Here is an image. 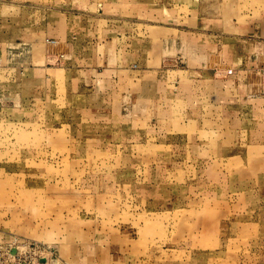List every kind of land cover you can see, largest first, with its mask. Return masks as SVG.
Returning <instances> with one entry per match:
<instances>
[{
  "label": "rangeland",
  "instance_id": "obj_1",
  "mask_svg": "<svg viewBox=\"0 0 264 264\" xmlns=\"http://www.w3.org/2000/svg\"><path fill=\"white\" fill-rule=\"evenodd\" d=\"M11 1L0 264H264V0ZM137 15L147 60L161 36L162 66L185 64L189 31L213 75L240 79L239 101L211 117L200 95L193 111L173 94L143 105L121 71L90 69L88 33L124 38Z\"/></svg>",
  "mask_w": 264,
  "mask_h": 264
},
{
  "label": "crops",
  "instance_id": "obj_2",
  "mask_svg": "<svg viewBox=\"0 0 264 264\" xmlns=\"http://www.w3.org/2000/svg\"><path fill=\"white\" fill-rule=\"evenodd\" d=\"M10 2L7 8L11 6L12 1L10 0ZM124 22L128 25L124 30V38L121 34L119 35L118 31L114 32L111 27L94 34L90 31L88 35L91 38L84 45L91 47L95 55L90 69H102L103 67L106 74L121 71V80L131 85L132 95L136 96L137 102L143 105L147 103L158 104L168 100L167 96L173 94L176 96L174 100L184 104L187 103L185 109L188 108L193 111L191 106L194 105L195 98L200 95L201 99L207 101V110L210 108L216 109L211 113H202L204 117H211L217 116L218 112H222L228 101H239L240 94L237 91L240 87V79L233 75H227V77L213 75V68L210 67L211 65L207 60L209 57L205 47L193 42V36L189 31L183 32V34L189 33L184 36L186 43L189 45L188 52L191 53L188 55L187 62L178 67H172V65L164 67L160 62L163 48L161 36H156L153 39L154 43L151 44L150 58L147 60L144 52L145 32L137 29V26L144 22L142 17L139 19L138 15L135 18L128 16L127 19H124ZM174 26L177 28V25ZM102 33H104V36L100 38ZM178 33H180L179 30ZM115 36L121 39L118 45L115 44ZM74 45H76L74 40L68 42L67 49H72ZM84 45L80 44V47ZM262 46L264 49V44L259 45L260 48ZM191 49L193 52H191ZM118 52L121 55V60L115 61L116 57L113 54ZM70 53H73V49L70 50ZM101 61L104 65H99ZM225 63L223 62L222 65H225ZM133 64L135 65L134 68L131 66ZM232 69H235V66H232ZM112 75L115 76V73H112ZM198 85L199 88H197ZM209 102L212 103L211 107ZM201 108L203 109V107ZM158 113L159 110L153 116H158ZM140 116H146L144 110L142 114L140 113ZM164 116H167V114H164Z\"/></svg>",
  "mask_w": 264,
  "mask_h": 264
}]
</instances>
